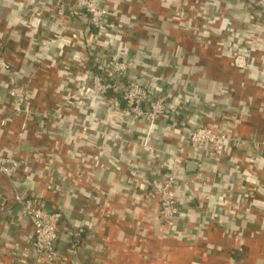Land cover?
<instances>
[{
	"label": "built area",
	"instance_id": "2783aa9c",
	"mask_svg": "<svg viewBox=\"0 0 264 264\" xmlns=\"http://www.w3.org/2000/svg\"><path fill=\"white\" fill-rule=\"evenodd\" d=\"M146 1L37 0L30 2V6L27 5L29 11L20 16V23L25 28H28L26 24L37 25L47 20L55 27L51 38L58 45L56 57L50 58L39 52L30 40L23 62L48 67L58 59L55 68L62 80L57 89L63 97L54 114L60 113L61 122L73 133L69 142L76 147V152L71 155L72 165L85 173V183L95 181L93 188L105 201L110 203L109 200L121 196L119 205L135 203L138 210L130 214L135 225L156 226V232L163 236L183 216L179 196L182 189L189 191V199L201 213H208L217 205L225 212L220 217L225 218L222 219L225 222L241 219L248 222L247 225H264V138L252 136L246 139L238 131L244 119L264 115V102L239 100L229 104L222 98L223 102L214 109L207 98L189 112L185 91L189 80L182 78L176 80L173 92L156 93L158 77L154 70L143 64L146 39L137 37L135 50L125 42L134 34V27L155 31L156 25L139 22L133 10L138 6L140 14L154 22L158 16L145 13L148 11L144 6ZM156 1L162 9L172 11L168 20H174L177 32L190 35L205 47L217 45L219 51L228 53L234 63L242 57L244 66L240 72L247 74L264 98V0H237L236 3L233 0ZM70 21H83L85 33L67 35L65 24ZM125 26L130 27L129 32ZM42 44L43 47L50 45L48 42ZM130 53L135 57L128 58ZM183 69L181 66V71ZM0 74L9 78L8 103L12 107V116L20 120L21 134L26 132L29 124H37L38 139L52 132L56 150L60 143L68 146L59 133L69 129L54 127L53 120L45 119H53L51 113L42 114L33 107V90L28 82L15 76L14 65L1 49ZM8 120L7 116L0 119L1 130L6 129ZM165 123L171 127L169 135L165 134L167 139H176L184 150V154L172 150L169 154L171 166L167 168L159 167L157 157L162 152L157 149L155 141L121 128L147 126L151 129ZM107 125L116 128L109 130L105 128ZM179 138H185L186 145ZM99 143L119 146L124 153H131L130 160L133 159L141 171L151 174L144 181L140 195L135 196L132 187L112 191L110 185L98 180L94 170L100 164ZM192 151L207 157L212 169L202 170L199 161L192 157ZM40 152L42 147L37 154ZM187 162L196 163L193 174L187 170ZM41 164L46 167L35 175L38 185L42 184L57 198L63 197L70 188L51 187L50 180L45 178L53 169L45 160ZM28 167L25 159L19 160L0 150V183L5 181L10 186L12 199L30 226V247L25 264H72L74 261L82 264L68 251H60L58 243L65 236L69 245L82 246L84 229H69L62 210L58 205L48 210L39 191L26 199L14 188L20 176L28 172ZM129 180L134 181L131 177ZM216 180L223 182L214 193L213 181ZM202 188H209L211 192L202 191ZM217 194L219 197L215 203ZM107 256L97 251L88 259L89 264H107Z\"/></svg>",
	"mask_w": 264,
	"mask_h": 264
},
{
	"label": "crops",
	"instance_id": "0c3cea01",
	"mask_svg": "<svg viewBox=\"0 0 264 264\" xmlns=\"http://www.w3.org/2000/svg\"><path fill=\"white\" fill-rule=\"evenodd\" d=\"M25 1L0 0V49L6 59L14 65L15 76L28 82L29 88L33 90V107L42 114L43 112L51 113L53 119L51 117H45V119L49 122L53 120L54 127L69 129L65 123L61 122L60 113L54 114V111L61 105L63 97L57 89L62 80L55 68L58 59L56 62L54 59L48 67L27 65L23 62L30 48V40L36 50L49 55L50 58H55L58 52V45H55L51 38V34L55 30L53 22L47 20L36 23L37 25L26 24L28 28L20 23V16L29 11V3H35L37 0ZM144 6L149 12L157 11L164 14V19L167 20L170 15H173L172 11L162 9L156 0H147ZM139 9L138 6L133 9L136 15L137 13L140 15ZM65 25L67 26V35L85 33L83 21H70ZM172 31L173 34L180 33L179 35L184 38L185 44L181 42L183 48H191L195 44L190 35L176 30ZM137 36L142 37L140 33ZM45 42L50 45L43 47L42 43ZM125 42L132 49L137 48L136 43L130 44L128 39H125ZM218 48L217 45H214L209 49L214 55V58L209 60L214 61L213 64L218 68L209 70L208 67H205L211 72L199 78L194 77L192 81L201 87L199 94L202 100L207 99V91L214 87L212 91L218 97L207 100H211L210 103L215 109L219 103L223 102L222 98H224L222 94V96L219 95L217 84L232 82L236 88L233 96L235 98L230 99L227 103H235L241 97L244 102H264L259 87L248 79L247 74L240 72L241 68L235 65L232 58H215L219 52ZM197 54L201 55V52ZM204 55L210 54H203V57ZM202 64L205 66L204 61ZM170 68L171 64L170 66L165 65L161 67L160 73L156 74L157 81H162L156 82L160 93L173 92L176 89V80L183 76V74L178 75L173 80L174 74ZM195 69H197V65H184L183 71L194 73ZM202 77L208 80H202ZM186 78L187 76L184 75L183 80ZM9 83V78L0 74V119L5 116L9 118L6 129H0V150L19 160L25 159L29 164L28 172L20 176L14 188L26 199H29L36 190L39 191L41 200L48 210L55 209L57 205L62 210L64 221L69 229L83 228L85 231L82 246L69 245L63 236L58 243L60 251H68L75 260L79 259L82 264H89L88 259L97 251L106 256L109 254L106 258L107 264H264V231L261 230L264 225L239 224L236 220L238 225H225L226 223L231 224L233 221L231 219L229 222H221L222 219H225L220 218L225 213L224 211L222 212L215 205L212 211L201 213L189 199V191L183 189L179 190L183 216L164 236L156 232V226L152 228L151 225H135V220L134 218L132 220L131 216L138 210L135 203L127 202L126 205H119L118 200L121 196L116 197L114 201L109 200L110 203L105 201L94 190L92 184L95 181L90 184L85 183V173L76 170L72 165L71 155L76 152V147L69 145L73 138L71 129L60 131L59 137L64 138L68 142V146L60 143L57 150L54 147L56 139L53 137L55 135L51 134L52 132L38 139L37 124H29L26 132L21 134L20 120L12 116V107L8 103ZM239 85H242V89L237 88ZM190 86L191 81L189 80L185 89L189 87L190 90ZM186 106L189 112H192L195 107L188 103ZM168 126V123H165L164 126L160 124L151 129L147 126L140 128L121 126V128L132 131L135 136L155 141L157 149L162 152V155L159 154L157 157L159 167L167 168L171 166L172 150L184 154L180 142L176 139H167L165 134L169 135L168 132L171 131V127ZM105 128L110 130L116 127L107 125ZM238 131L246 139L252 136L263 139L264 115L255 116L253 119H244ZM179 139L184 144L187 143L185 138ZM40 147H42L40 153L43 155L37 154ZM98 147L100 148V164L94 170L98 180L103 184L110 185L112 191H125L127 187H132L135 196L140 195L144 181L149 179L151 174L141 171L133 159L130 160L131 153H124L119 146L99 143ZM191 154L202 165V170L212 169L207 161L208 158L203 154L199 156L200 152L193 153V151ZM41 156L44 157L41 158ZM44 160L49 165L48 167L53 169L50 174L47 173L45 178L50 180L51 187L54 185L59 188H70L61 198H57L55 194L48 192L42 184L38 185L37 183L38 179L35 175L46 167L41 164ZM156 165L157 163H155ZM189 173L193 174V172ZM130 177L134 181L129 180ZM262 177L264 178V174ZM222 182L221 180L213 181L214 193H217ZM201 190L211 192L209 188ZM104 197L106 196L104 195ZM218 197L219 194L214 198L215 203H217ZM29 231L28 221L12 199L10 186L2 181L0 183V264H25L28 261ZM72 264H75V261Z\"/></svg>",
	"mask_w": 264,
	"mask_h": 264
},
{
	"label": "trees",
	"instance_id": "16d2710c",
	"mask_svg": "<svg viewBox=\"0 0 264 264\" xmlns=\"http://www.w3.org/2000/svg\"><path fill=\"white\" fill-rule=\"evenodd\" d=\"M234 3L237 2V0H233ZM141 13H144L143 11ZM147 14L150 15H154L157 16L158 14H161L160 12L155 11V13L152 12H145ZM141 15V16H140ZM137 13V17H138V21H148V24H153L156 25L155 26V31L152 30L151 28H145L146 30H144V28L141 27H134V34H132L129 38V43L130 44H135V41L137 40V36L138 33L141 34L142 38L146 39V43L147 45L144 47V58H143V64L149 66L152 70H154L155 72V76L157 72L160 73L161 71V67L167 65L170 66L171 64V68L172 69V73L174 74L173 76V80L174 78H176L178 75H181L183 72L181 71V66L184 68V65H193L196 66L197 62L199 61V63L201 65L202 61H204V58H206L207 60H209L210 58H214V55L212 52L209 51L210 46L205 47L204 45H200V43H198L197 41L193 40L195 44H193V46L191 48H183L182 47V43L185 44V40L183 37H181L179 34L180 33H174L173 34V29H169L168 27H163L164 29L161 30V24L164 23H168L167 19H161L158 20L156 19L154 22L150 21L149 18H147L146 16H144L143 14ZM165 16V15H164ZM142 17V18H141ZM133 18H131L132 20ZM133 21L137 22L136 19H134ZM172 21V20H169ZM174 23V20H173ZM175 24V23H174ZM126 29L130 30V27L125 26ZM148 32V34H147ZM152 36L155 38L153 40ZM175 40V41H173ZM172 43V50H170V48L168 47V45ZM190 47V46H188ZM179 49V51H176V55H174V51ZM201 52V55L197 54V53ZM188 53V54H187ZM203 54H210V55H204ZM230 55L228 53H226L225 51H219L216 55L215 58H225V57H229ZM127 57H135L134 53H130L129 55H127ZM192 58H194L195 60H192ZM201 61V62H200ZM205 66L204 67H208L209 70H213V69H217L218 67L214 64H206V62L204 61ZM233 64V63H232ZM234 66V65H233ZM220 67V66H219ZM173 69H175L173 71ZM184 70V69H183ZM211 72V71H209ZM211 74V73H210ZM187 76L185 80H192L194 78V74L193 73H188L186 71H184L183 76ZM213 75V73H212ZM183 76H181L180 78H182L183 80ZM220 79V78H218ZM181 80V81H182ZM156 82H162V81H156ZM169 87H172L169 85ZM190 90L189 87L186 88V94H187V103L189 105H192L193 107L198 106L200 104H202V102H204L201 98V95L199 94V89H201V87L198 85V83H191L190 86ZM158 88V87H157ZM156 93H160V90L158 88V90L156 91ZM241 101H244V99L241 97L240 98ZM239 101V100H238ZM195 205V204H193Z\"/></svg>",
	"mask_w": 264,
	"mask_h": 264
},
{
	"label": "rangeland",
	"instance_id": "374dc122",
	"mask_svg": "<svg viewBox=\"0 0 264 264\" xmlns=\"http://www.w3.org/2000/svg\"><path fill=\"white\" fill-rule=\"evenodd\" d=\"M158 16V20H161V19H164V14H158L157 15ZM175 25L176 24H174L173 23V21H169L168 20V23H162L161 24V30H163L164 28L163 27H168L170 30L171 29H173V30H176V28H175ZM147 34H148V32H147ZM147 41V40H146ZM146 41H144V45L146 46L147 45V43H146ZM144 46V47H145ZM168 47L170 48V50H172V43H170L169 45H168ZM176 51H179V49H177V50H175L174 51V55H176ZM192 60H195L194 58H192ZM204 61L206 62V64L208 63V64H213V62L214 61H211V60H207L206 58H204ZM214 65V64H213ZM207 68V67H206ZM205 67H204V65H201L200 63H199V61L197 62V69H195V70H193L194 71V77H201V76H204V75H208V70L206 69ZM207 78H204V77H202V80H206ZM208 80V79H207ZM218 85V89H219V95H223L224 96V100L226 101V102H228L230 99H232V98H235V97H233L234 95H235V91H236V88H235V86L233 85V83L232 82H228L227 84H225V83H223V84H217ZM222 86V87H221ZM213 88L214 87H211L208 91H207V94H206V98H213V97H215V96H217L216 95V93L215 92H213L212 90H213ZM237 88L238 89H242V85L240 86H237ZM215 93V94H214ZM208 95V96H207ZM221 95V96H222ZM238 102V100L235 102V103H237ZM236 221H238L239 222V224H242V223H244V224H246V223H248V222H245V221H243V220H241V219H237ZM221 222H225V220H222ZM238 225L236 222H235V220L230 224V223H226L225 225Z\"/></svg>",
	"mask_w": 264,
	"mask_h": 264
},
{
	"label": "water",
	"instance_id": "95a60500",
	"mask_svg": "<svg viewBox=\"0 0 264 264\" xmlns=\"http://www.w3.org/2000/svg\"><path fill=\"white\" fill-rule=\"evenodd\" d=\"M235 65L239 68H242L244 66V59L242 57H238L235 60ZM196 163L194 162H187L186 163V168L188 171L193 172L195 170Z\"/></svg>",
	"mask_w": 264,
	"mask_h": 264
}]
</instances>
